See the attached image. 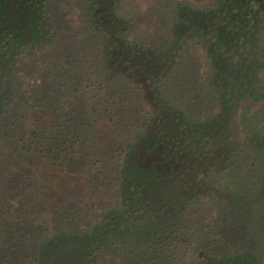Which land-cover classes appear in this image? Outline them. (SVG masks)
Returning a JSON list of instances; mask_svg holds the SVG:
<instances>
[{
    "label": "trees",
    "instance_id": "1",
    "mask_svg": "<svg viewBox=\"0 0 264 264\" xmlns=\"http://www.w3.org/2000/svg\"><path fill=\"white\" fill-rule=\"evenodd\" d=\"M122 2L81 0L72 23L51 21L56 0H0V177L10 184L12 154L40 172L15 220L62 208L53 192L83 184L84 173L106 163L114 167L105 182L116 192L80 208L86 223L56 234L39 259L264 264V108L250 103L237 120L241 100H264V0H163L141 33ZM65 30L68 42L55 48ZM52 51V69L79 75L85 90L44 95L41 86L30 95L36 109L4 121L29 100L25 67L51 79L48 59L37 54ZM25 122L28 137L12 141ZM87 157H99L93 168ZM18 171L21 185L10 191L36 178ZM9 214L0 205V264H21L7 252Z\"/></svg>",
    "mask_w": 264,
    "mask_h": 264
},
{
    "label": "rangeland",
    "instance_id": "2",
    "mask_svg": "<svg viewBox=\"0 0 264 264\" xmlns=\"http://www.w3.org/2000/svg\"><path fill=\"white\" fill-rule=\"evenodd\" d=\"M122 4L125 7V11L129 12V17H133L132 14L134 13L136 17L135 23L138 25V31L137 33H141V30L144 32H147L149 30V25L151 24L152 18L146 23V16L147 13H151V8L158 7L159 5L157 3L162 2L163 0H122ZM157 2V3H156ZM56 3L59 4V6H56ZM55 8L53 10V15L51 18L54 21H65L70 20L72 23L77 22L80 18V15L82 13V4L81 0H78V2H74V0H56ZM156 15H159L158 13H155ZM67 15V16H66ZM65 16V17H64ZM157 18V17H155ZM144 19V24H143ZM158 23V22H157ZM143 24V25H142ZM155 23L152 24L154 27ZM142 26V27H141ZM150 33V32H149ZM64 34L62 40H57L56 46H63V44H66L68 41H65V38L68 37V33L66 30L64 32H58V36ZM151 34L153 35V30L151 31ZM133 39V36H131ZM75 40V37H74ZM76 41V40H75ZM54 49L53 51H55ZM51 52L50 54H47L44 52L43 54H37L38 59H43L46 61L48 59L49 63L46 64L47 66V75H49V72L51 70V79L43 78L38 79L39 76H30L29 74L38 73L32 72L30 69H27L25 67V70L23 73H20V76H25L23 79V91H26L27 97H29V100L27 102H19L21 109L19 105L13 106L11 110L7 113V115L3 118V120H13L15 117L19 118L20 111L22 109H31L33 110L38 107L37 100L35 98H31V94H36V91L41 87L44 89V95L49 93L56 94L60 91H66L70 93V91H75L76 88H81L85 90L86 81H82L79 75L73 74L72 77L69 76L66 77L64 73H60V71H54L53 68V60H54V52ZM64 64V63H63ZM152 65H154L152 63ZM62 68H65L63 66ZM61 69V66L60 68ZM157 69V68H155ZM154 72L155 70H149ZM148 71V72H149ZM68 72V70H67ZM40 73H38L39 75ZM76 79V82L72 81ZM96 77H92V79H95ZM124 88V85H122ZM127 88V86H126ZM130 88L133 89L132 92H130V96L133 98L134 95H137L138 90L134 86H130ZM37 89V90H36ZM36 90V91H35ZM90 90V89H87ZM129 93V91H128ZM137 101V99L135 100ZM242 106L238 109V116L237 120L240 121L242 116V111L248 106L250 103H252L253 110H258L264 108V100L260 99L259 101H251L250 99H243L241 100ZM120 121V120H119ZM116 121V124L119 122ZM120 126L117 125V129H119ZM30 130L29 123L25 122L23 125H19L18 128H15L12 130V133L10 134V137H12V141H18L19 143H22L27 137ZM138 129L134 128L132 129L133 134L137 132ZM94 137V136H93ZM106 137V136H104ZM99 151L100 147L97 144L95 146V149ZM11 157V155L8 157V159ZM12 159H15L14 162L10 163V173H12L14 176L10 177V184L13 185V187H20V179L19 177L22 176L18 171V166L22 165L24 169L34 171L35 173V179L33 180H27V183H25L27 186L21 188V190H14L10 191L11 185L6 182V179L3 177H0V205H8L10 207V214L5 216V219L8 221L6 222L5 230L7 234V243L8 244V250L7 252L12 254L13 256H17L19 263L21 264H41L40 261H42V264L47 262V264H71V261L67 260V256L64 255V257L55 256L52 258V256L49 254L46 256L45 260L39 259L42 255V252L44 250V245L46 243L52 242L55 239L56 234H64L67 233V229L71 228L75 230V228L78 227V223H86V216L84 215V212L80 209L84 207L85 205L95 202V201H103L104 199H109L112 195V193H115L116 190L109 184L107 181L105 182V178H112L113 177V171L112 168L113 165L107 166L106 163L103 168L98 169L93 172H88L87 175L84 173V180L83 184L77 185L75 183H70L69 186L66 187V190L61 192L60 190H56L53 192L51 197L54 199L53 202H61L64 201V205L62 208H49V209H38L36 210V213L30 218V219H24V220H15L18 208H21L22 206V197L24 191H33L36 187V180L40 177V172L37 170L35 164L29 163L26 158H22L19 156H16L12 154ZM183 158V156L181 157ZM87 160L90 161L88 165L91 164V168H93L94 161L99 160V157H96L93 159V157H87ZM92 161V162H91ZM186 161V159H185ZM196 161V160H194ZM219 163V162H217ZM99 166V165H98ZM90 168V169H91ZM92 171V170H91ZM19 174V177H16V175ZM4 181V182H3ZM6 183V184H5ZM215 191V190H214ZM75 207V208H74ZM72 210V211H70ZM76 210V211H73ZM84 220V221H83ZM28 221V222H27ZM81 229V228H78ZM76 229V231H79ZM8 230L15 231L18 236L14 237L11 236L12 233H8ZM45 242L43 244V242ZM42 246V250L40 247ZM18 249V250H16ZM73 261V259H72Z\"/></svg>",
    "mask_w": 264,
    "mask_h": 264
}]
</instances>
